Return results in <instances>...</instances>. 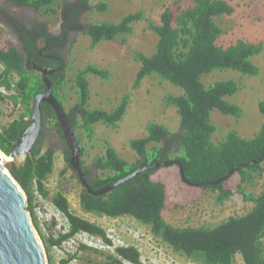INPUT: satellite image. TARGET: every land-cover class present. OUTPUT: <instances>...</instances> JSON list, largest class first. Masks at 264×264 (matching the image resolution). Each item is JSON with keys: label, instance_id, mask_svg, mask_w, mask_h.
<instances>
[{"label": "trees", "instance_id": "1", "mask_svg": "<svg viewBox=\"0 0 264 264\" xmlns=\"http://www.w3.org/2000/svg\"><path fill=\"white\" fill-rule=\"evenodd\" d=\"M18 9H32L37 14L56 17L57 0H6ZM80 5L73 7L67 0L65 8L75 9L69 15V26L76 28V19L82 11L89 8L93 0H79ZM234 0H174L160 16V24H150L149 28L157 35L158 43L155 53L146 55L136 53L140 62L134 88L147 77L157 75L168 81L183 93L180 96H169L167 104L174 106L180 115V128L173 132L163 125L152 123L147 128V136L130 142L132 151L138 160L131 163L121 158L117 151L108 145L105 156L95 163V177H89L84 168L86 180L93 191H100L130 176L140 168L163 162H178L141 173L137 178L126 182L102 196H94L82 186L77 172L71 168V151L66 145L63 131L53 108L42 103V132L32 149L27 163L12 175L26 193L29 200L28 210L33 223L39 228L34 212V192L43 198L50 196L46 183L55 168L56 151L44 146L45 132L50 126L61 138L65 147L64 157L81 184L80 205L83 212L97 216L118 219L132 217L141 225L148 227L152 235L163 244L190 260L202 264H235L240 255L245 264H264V184L258 195L247 192L246 186L252 184L256 175L264 173L263 162L252 164L264 158V128L252 139H244L235 131H230L225 139L214 143L217 131L212 122V112L219 111L224 115L240 118L242 110L231 104L227 98L239 91L235 81H217L205 85L203 79L215 71L234 70L243 75L255 76L259 69L253 58L263 50V42L250 43L248 38L238 39L234 43L220 45L219 40L224 30L217 24V19L233 16L236 12ZM100 13L109 10L106 2L97 5ZM66 19V18H65ZM144 20L143 12L127 15L120 23H93L86 27V34L93 46L101 42H114L120 39L126 44V36L133 35L134 24ZM45 24L41 23V28ZM44 35V34H43ZM26 48L37 55L33 36L24 33ZM46 40H55L45 35ZM24 55L17 48H6L0 43V106L10 104L19 112L18 117L9 124H0V150L8 157L13 147L26 128L33 112L35 98L45 92V84L38 74L24 67ZM56 69H63L58 78L51 80L53 95L64 108V98L60 91L65 85L63 62H57ZM103 80L109 79V72L95 66H88L77 72L75 89L78 102L67 114L72 122L74 133L81 129L89 137L95 135V126L104 124L109 128H118L123 120L129 103V97L112 112L103 109L89 108L91 97L90 76ZM18 76V81L15 79ZM264 117V100L259 104ZM66 112V111H65ZM81 154L84 148L76 137ZM175 154V156H173ZM251 164V165H250ZM181 165V166H180ZM244 165L248 167L240 168ZM181 168L186 179L192 184L216 182L231 171L240 168L234 175L240 177L237 191L244 201L252 205L251 210L243 216H232L220 224L202 227H176L164 217L173 190L181 191L189 187L181 176ZM174 171H170V170ZM177 172L179 185H170L161 177L164 174L174 177ZM228 181L218 185H207L202 189L217 194L219 204L226 202L232 195L225 188ZM177 187V188H176ZM51 202L69 225V232L59 234L57 239H49L48 244L61 246L64 242L79 234H88L100 238L112 246L107 232L101 226L75 215L66 196L55 194ZM83 249H86L83 246ZM114 255H108L107 261L100 264H142L141 254L135 247H116ZM69 260L60 264H68ZM52 264V263H50Z\"/></svg>", "mask_w": 264, "mask_h": 264}, {"label": "rangeland", "instance_id": "2", "mask_svg": "<svg viewBox=\"0 0 264 264\" xmlns=\"http://www.w3.org/2000/svg\"><path fill=\"white\" fill-rule=\"evenodd\" d=\"M64 1L66 0H57L56 17L42 16L34 12L24 15L46 22L53 33H58L63 22L61 14L65 7ZM67 1L71 4L75 0ZM4 2L5 0H0V5H4ZM100 2L108 3L107 12L98 11L97 5ZM173 2L174 0H93L89 3V8L79 14L76 28L72 29L70 36L68 35L63 50L64 61L67 62L64 71L66 82L59 93L64 98L63 106L66 113L69 114L78 102L75 89L76 74L88 66L98 67L110 74L107 80L92 75L89 77L91 87L89 108L112 112L122 104L124 98L129 97L127 112L118 128L98 124L92 137L81 129L76 132V137L84 148V153L80 156L81 164L83 163L94 175L97 173L95 163L98 158L105 156L108 145H111L121 158L135 163L138 157L132 151L130 142L146 137L150 124L163 125L173 132L180 128V115L177 109L166 102L169 96H180L183 93L180 88L157 75L145 78L138 88H134L141 67L136 53L146 55L155 53L158 37L149 26L159 25L164 9ZM232 4L236 8L235 14L216 20L224 30L219 40L220 45L248 38L250 43L263 42V50L252 59L259 69L255 76L243 75L234 70H222L215 71L203 79L207 86L224 80L235 81L239 85V91L233 97L227 98V101L239 106L242 116L237 118L219 111L212 112V122L217 128L213 139L215 144L221 143L230 131L237 132L244 139H252L264 128V117L259 110V104L264 100V0H234ZM139 12H143L144 20L134 24V33L126 36L127 42L124 45L117 39L114 42L104 41L93 46L90 37L85 35L86 27L90 24L120 23L127 15ZM32 16L34 18H31ZM13 41L5 27L0 24L1 45L6 48L15 47ZM2 70L0 64V72ZM38 76L42 77L41 74ZM15 79L18 81V76H15ZM18 115L19 112L10 104L0 106L1 125L9 124ZM50 128L49 126L45 132L44 142L45 147L50 146L56 151L54 172L46 183L50 196L46 199L36 192L33 195L34 212L39 225V228L35 229L44 246L49 264H60L67 260L68 264H100L107 261L108 255L115 254L116 247L137 248L141 254L142 264H202L175 253L155 238L148 227L141 225L132 217L112 219L83 212L80 205L81 184L75 172L72 169L67 170L69 165L65 161L63 142L56 131ZM173 174L174 177L164 174L161 178L175 188L176 184L179 185V174L177 172ZM239 181L238 175H233L228 180L225 188L230 190L232 195L223 204L218 203L217 194L211 190L193 186L182 187L181 191L174 189L172 191L174 195L169 199L164 217L176 227H202L220 224L232 216H243L251 210L252 205L244 201L243 196L237 191ZM263 184L264 173L256 175L254 182L246 186L247 192L258 195ZM57 193L66 196L75 215L105 229L112 247L101 249L100 239L94 241V247H89L84 243L85 238H78L75 242L68 240V243L64 242L57 247L47 245L49 239H57L59 234H63L64 227L68 224L51 202ZM47 216H51L52 219ZM83 246L86 249H83ZM235 264H245L240 255L236 257Z\"/></svg>", "mask_w": 264, "mask_h": 264}, {"label": "water", "instance_id": "3", "mask_svg": "<svg viewBox=\"0 0 264 264\" xmlns=\"http://www.w3.org/2000/svg\"><path fill=\"white\" fill-rule=\"evenodd\" d=\"M48 72L49 70H43L42 74L46 75ZM45 82L46 91L35 98L32 116L19 140L14 145L12 155L8 157L0 150V264H49L44 246L36 232L33 219L28 210V197L12 175V171L19 170L27 163L42 131V103L49 104L55 111L63 131L66 145L71 151L70 164L77 172L82 186L91 195H105L116 187L137 178L143 172L179 164L178 162H163L140 168L135 173L107 188L100 191H93L87 183L81 165V150L74 133L71 119L54 97L53 86L47 80L46 76ZM6 157L11 158V160L7 161ZM263 161L264 158H261L252 164H260ZM248 166L244 165L240 168ZM240 168L231 171L219 181L205 184H192L189 182L182 168L181 176L183 181L189 186L205 187L207 185H218L228 181Z\"/></svg>", "mask_w": 264, "mask_h": 264}, {"label": "flooded vegetation", "instance_id": "4", "mask_svg": "<svg viewBox=\"0 0 264 264\" xmlns=\"http://www.w3.org/2000/svg\"><path fill=\"white\" fill-rule=\"evenodd\" d=\"M3 4L4 5L2 6L0 5V24L5 27L9 35L13 38L15 48H17L18 51L24 55V67L29 70V68L33 66V69L30 71L36 74H41L44 84L46 83L45 76L52 84L51 80L57 79L58 75H60L63 71L62 68L56 69V67H58L57 62H63L65 66L67 63L64 61L63 50L64 45L68 41L70 33L73 32L72 29L74 25L69 26L68 22L69 15H74L75 9H63V14H61V19L63 20L62 26L60 27L61 29L58 33H53L46 22L39 19H30L24 15L30 12L36 13L34 10L18 9L6 0ZM71 4L73 7H78L80 5V1L75 0ZM31 18L34 17L32 16ZM41 23L45 24V26L42 28ZM24 33L34 37V42L38 50L36 56H34V54L29 52L26 48ZM46 34L50 35L55 40L47 41L45 37ZM43 70H49V72L44 75L42 74ZM88 175L92 179L95 177L93 172H89Z\"/></svg>", "mask_w": 264, "mask_h": 264}, {"label": "built area", "instance_id": "5", "mask_svg": "<svg viewBox=\"0 0 264 264\" xmlns=\"http://www.w3.org/2000/svg\"><path fill=\"white\" fill-rule=\"evenodd\" d=\"M0 92H2L3 94H5V95H7V93H6V91L4 90V89H0ZM56 210V209H55ZM59 214H60V212L58 211V210H56ZM61 215V214H60ZM48 217V216H47ZM48 218H50V219H52V217L50 216V217H48ZM46 221H48V220H44V222H46ZM59 229H61V228H59ZM67 232H69V225L68 224H66V226L64 227V230H63V234H65V233H67ZM80 239V238H85V245H88L89 247H94L95 245H94V241L97 239V240H99L100 238H96V237H93V236H90V235H88V234H79V235H77L76 237H74V238H72V239H70L68 242H75V240H77V239ZM100 242H102L101 244V246H100V248L101 249H105V248H110V247H112L111 245L110 246H108L107 244H105L104 243V241L102 240V239H100L99 240ZM67 241L65 242V243H68ZM115 249V248H114Z\"/></svg>", "mask_w": 264, "mask_h": 264}, {"label": "bare ground", "instance_id": "6", "mask_svg": "<svg viewBox=\"0 0 264 264\" xmlns=\"http://www.w3.org/2000/svg\"><path fill=\"white\" fill-rule=\"evenodd\" d=\"M6 160H7V161H10V160H11V158H8V157H6Z\"/></svg>", "mask_w": 264, "mask_h": 264}]
</instances>
